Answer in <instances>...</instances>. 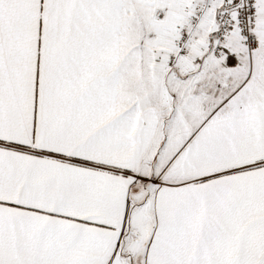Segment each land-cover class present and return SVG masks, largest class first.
Returning a JSON list of instances; mask_svg holds the SVG:
<instances>
[{"label":"snow or ice","instance_id":"obj_1","mask_svg":"<svg viewBox=\"0 0 264 264\" xmlns=\"http://www.w3.org/2000/svg\"><path fill=\"white\" fill-rule=\"evenodd\" d=\"M0 264H264V0H0Z\"/></svg>","mask_w":264,"mask_h":264}]
</instances>
